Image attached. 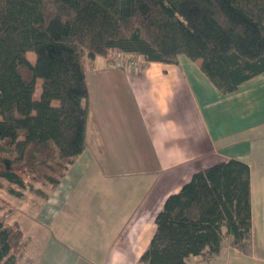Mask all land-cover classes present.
Here are the masks:
<instances>
[{
    "label": "trees",
    "instance_id": "1",
    "mask_svg": "<svg viewBox=\"0 0 264 264\" xmlns=\"http://www.w3.org/2000/svg\"><path fill=\"white\" fill-rule=\"evenodd\" d=\"M112 51L138 53L144 63H176L184 54L200 60L222 92H232L264 71V0H0V152H16L0 156V178L11 192L23 194L18 186L44 195L35 184L55 187L83 152L86 73ZM155 222L139 258L144 264H189L191 256L216 254L223 226L246 249L250 166L229 159L196 171L166 198ZM24 238L18 222L0 216V264L17 263Z\"/></svg>",
    "mask_w": 264,
    "mask_h": 264
},
{
    "label": "crops",
    "instance_id": "2",
    "mask_svg": "<svg viewBox=\"0 0 264 264\" xmlns=\"http://www.w3.org/2000/svg\"><path fill=\"white\" fill-rule=\"evenodd\" d=\"M118 53L87 70L83 152L55 187L35 186L44 192L43 221L32 264H144L166 198L196 171L229 159L250 166L251 239L244 249L223 226L221 249L210 256L213 264H264V71L224 93L200 60L180 54L138 71L112 65ZM97 62L106 72L90 78ZM189 264L207 262L197 255Z\"/></svg>",
    "mask_w": 264,
    "mask_h": 264
},
{
    "label": "rangeland",
    "instance_id": "3",
    "mask_svg": "<svg viewBox=\"0 0 264 264\" xmlns=\"http://www.w3.org/2000/svg\"><path fill=\"white\" fill-rule=\"evenodd\" d=\"M119 54L122 56V59L124 60V65L129 66L130 65L129 58L127 57V54L118 53L113 56L116 58ZM27 56L31 61H35L36 59V54L33 51H29L27 53ZM103 57L104 56H102V58ZM115 58L110 57V63L112 65H114L113 60ZM138 59L140 60V63L137 66L138 68L134 67L136 70L142 68L141 59L139 57ZM97 65H98V62L96 63L95 68L89 69L88 72H89L90 78L92 76L97 75V74H94V75L91 74V73H95L96 71L103 72V73L106 72V71H102L101 66L99 65L97 66ZM116 67H120V66H116ZM38 83L41 85L42 79H38ZM90 83L94 85L92 81ZM35 97L36 98L39 97L38 91H36ZM0 156L15 158L16 152L15 151L10 152L8 150H5V151L0 152ZM29 180H31V178ZM0 183H2L0 184V216H3L7 222L8 220L11 222H15V221L18 222L20 226L22 227V229H24L25 231L24 239L27 240L28 235L31 238L29 242L27 241V244L24 247V249H22L21 247L19 248V250H17V253L19 254V259L16 264H32L31 254H33L32 252H36L34 248H35V241H37L34 239H37L38 237L37 228L40 222L43 221L42 220L43 219V202L40 204H38L37 202L41 200L40 199L41 194L31 189H20L18 186H13L15 189L23 191V194L17 195L15 192H11L9 190V187L11 186V184H9L7 180L0 178ZM36 185L38 187L40 186L44 187L46 191L50 189L49 185H45V184L41 185L39 182H37L35 186ZM208 257H209V254L208 255L206 254L204 256L206 260L208 259Z\"/></svg>",
    "mask_w": 264,
    "mask_h": 264
},
{
    "label": "built area",
    "instance_id": "4",
    "mask_svg": "<svg viewBox=\"0 0 264 264\" xmlns=\"http://www.w3.org/2000/svg\"><path fill=\"white\" fill-rule=\"evenodd\" d=\"M127 57L129 58V64L132 65L133 67L138 68L137 66L140 63V60L138 59V57L141 59V64L144 63L142 56L138 53H130L127 54ZM113 64L115 66H122L124 65V60L122 59V56L119 54L114 60H113ZM208 260V261H207ZM206 260L207 264H213L212 261V256H209L208 259Z\"/></svg>",
    "mask_w": 264,
    "mask_h": 264
}]
</instances>
